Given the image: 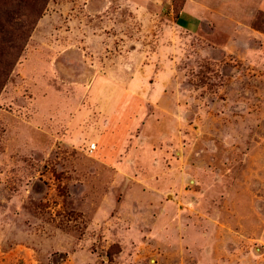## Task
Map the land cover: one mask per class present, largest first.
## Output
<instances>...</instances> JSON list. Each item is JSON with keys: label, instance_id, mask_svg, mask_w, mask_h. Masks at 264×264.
Returning <instances> with one entry per match:
<instances>
[{"label": "rangeland", "instance_id": "1", "mask_svg": "<svg viewBox=\"0 0 264 264\" xmlns=\"http://www.w3.org/2000/svg\"><path fill=\"white\" fill-rule=\"evenodd\" d=\"M6 1L0 264H264V0Z\"/></svg>", "mask_w": 264, "mask_h": 264}, {"label": "trees", "instance_id": "2", "mask_svg": "<svg viewBox=\"0 0 264 264\" xmlns=\"http://www.w3.org/2000/svg\"><path fill=\"white\" fill-rule=\"evenodd\" d=\"M0 6H2V8L1 9H5V8H7V6L10 4V2H8V1H6V0H0ZM12 4V3H11ZM0 9V10H1Z\"/></svg>", "mask_w": 264, "mask_h": 264}]
</instances>
